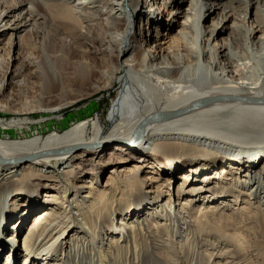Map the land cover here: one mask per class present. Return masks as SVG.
<instances>
[{"label":"bare ground","instance_id":"6f19581e","mask_svg":"<svg viewBox=\"0 0 264 264\" xmlns=\"http://www.w3.org/2000/svg\"><path fill=\"white\" fill-rule=\"evenodd\" d=\"M116 83L106 133L100 119L85 118L25 138L27 119L0 120L6 264L21 253L22 264H70L73 243L97 228L110 242L115 234L133 245L147 238L156 256L165 245L156 233L169 220L180 224L178 213L222 225L243 247L237 255L248 254L241 264H264V0H0V98L7 104L13 88L36 86L46 99ZM111 142L119 145L105 154ZM223 198L232 203H221L227 214L208 206ZM127 213L144 218L115 227ZM93 238L96 249L110 248Z\"/></svg>","mask_w":264,"mask_h":264},{"label":"rangeland","instance_id":"374dc122","mask_svg":"<svg viewBox=\"0 0 264 264\" xmlns=\"http://www.w3.org/2000/svg\"><path fill=\"white\" fill-rule=\"evenodd\" d=\"M119 90H120V86L119 84L116 83L115 87L111 90L99 91L95 94H92L90 92L91 89H89V85H82L81 88L78 89L76 88L73 89L72 91L67 90L65 91L66 93L64 92V94L61 93L57 95L58 93L57 92V93H53L52 95H49L48 97H46V99H41V95L39 93L40 91L36 86H27L25 88L20 87L18 89L13 88L12 93L14 96L13 99L15 103L12 101L7 104L4 98H0L1 106L7 108V110H2V111L0 110V120L2 122L4 120L5 121L4 123H6L9 121V119L10 120L27 119V122L30 123L29 125L30 127L28 130L25 127L23 129V133H25L24 134L25 138L27 137V135L30 134L29 131L32 132L33 130L42 133L43 136L53 131L62 132L66 128L70 127L72 124L77 123L78 120H83L85 118H91V119L93 118L95 120L100 119L99 121L103 127V132L106 133L108 132L110 125L107 122L108 111L111 108L112 103L116 100L119 94ZM77 94H80L81 97L80 95L78 96ZM77 98L78 99L81 98V101L78 102L76 105H73L68 108L66 107L61 111H58L57 113L56 112L49 114L39 113V111L45 110L42 109V106L48 104H54L57 103V101L70 102L72 100H77ZM24 108H31L35 110L26 112L25 114L22 113L24 112L22 111ZM90 110H92L93 112H90ZM81 112L82 114H80ZM10 139L14 140L12 134H10ZM117 145L119 144L116 142L109 143V145H107L104 148L105 154L106 153L108 154V151ZM184 171L179 172V174H177L178 176L177 180L175 184L172 185L171 187V195L172 193H176V189L179 187L181 179L185 174H187ZM102 180H103L102 182H104L105 179ZM164 201L165 200H163V202ZM223 201L228 202V199L225 200V198H223L222 200H218V203L212 202V204L208 206H212V208H215V210H220V212H223V214H227L226 208H221L223 205L221 203ZM204 203H205L204 201L199 202V204H197L196 207L199 208L200 206L203 205L205 206L206 203L205 204ZM228 204H232V203L228 202ZM232 207L234 208L236 207V205ZM120 208L121 209L123 208V210L126 211L124 204L121 205ZM220 212L218 211L219 214ZM181 214L183 215H180V213L176 214L177 216H179V219L182 220L180 224L172 220H169L166 222L167 225L161 226L160 227L161 229L158 230V232L156 233V237L159 236L157 239L165 244L164 246L161 247V251H156V250L153 251V253L157 252L156 256L149 253L150 243L147 241V238L146 239L143 238L142 241L141 240L137 241V243L133 245L132 239H129L127 241H122L121 235H119V237H115L116 236L115 234V236L113 235V237H110L112 238V241L110 242L109 240H106L107 235H104L105 233L101 235L98 234V228H97L95 231L97 232V234H90L89 238H86L85 235V238H82L85 240H79L73 243L74 244L73 249L75 251V254H74V259L70 261V264H79V262H77L78 257L85 258L86 256L87 259L89 257V261L87 260L85 264H96L92 260H95L96 258L99 257H104L105 259L107 258L104 264H226L227 262H230L232 260L238 264H241V261H239V259H241L242 257H248L247 253H243L242 257L237 255V253L240 252L241 248L243 247H241L236 243L231 242V238H232V236H230L231 234L225 232L221 228L223 227L222 225L218 226L207 220L203 221L204 218H202L200 215H198V218L201 219V222L190 223L189 222L190 219H188V216L184 213ZM140 215H142V212L139 213V216ZM75 218L79 219V217L77 216H75ZM143 218L144 216L140 218L134 216L133 213L132 214L127 213L123 217L118 216L113 222V224L115 227H119L118 224L120 222L125 221L127 224H129V226H133L135 225L133 223L134 221L137 223L136 221L137 219L141 221ZM14 221H16V219L13 220L12 222ZM12 222L8 226L12 227ZM161 222L162 221H159V224H161ZM202 224H205L204 228L201 227ZM244 229L246 232L241 230L243 232V236L248 237L252 235V229L250 225H247L246 228ZM25 231L26 229H23L21 236L18 237L17 243L19 244V246H22V241H23L22 235L25 233ZM81 236L83 235L81 234ZM7 237H9V235ZM91 237L102 238L104 242L103 243L104 246L107 244V246H109L110 248L107 247L106 250H104V248L101 250L96 249L95 244L98 241H96V238H93L92 240ZM246 239L247 238H244V240ZM89 241L91 242L94 241V243H92L93 249L91 246H87L86 247L87 250H86L85 246ZM157 244H159L160 246L161 243H157ZM8 245L10 244L8 243ZM167 246L172 247L173 250L170 249L168 250ZM242 246L245 245L243 244ZM139 248L143 249L142 250L143 253H141V255H140L141 250H139ZM8 251H10V247L7 250V255L9 254ZM174 254L176 256H174ZM22 257H24V253H21L19 257L18 256L15 257L14 264H22V260H21ZM140 257H143V259L146 260V262L144 263L141 262ZM111 259L112 261H109ZM250 260L252 262H254L255 260L258 262V256L257 257L256 255L252 256ZM0 262L2 264H6V258L4 256H0Z\"/></svg>","mask_w":264,"mask_h":264}]
</instances>
